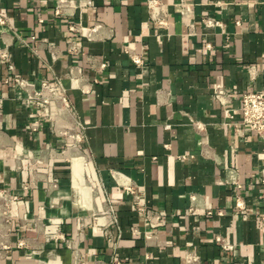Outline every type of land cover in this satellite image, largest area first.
<instances>
[{"label":"crops","instance_id":"1","mask_svg":"<svg viewBox=\"0 0 264 264\" xmlns=\"http://www.w3.org/2000/svg\"><path fill=\"white\" fill-rule=\"evenodd\" d=\"M58 2L0 0V264H264V0Z\"/></svg>","mask_w":264,"mask_h":264},{"label":"built area","instance_id":"2","mask_svg":"<svg viewBox=\"0 0 264 264\" xmlns=\"http://www.w3.org/2000/svg\"><path fill=\"white\" fill-rule=\"evenodd\" d=\"M59 7L67 5L69 0H59ZM58 7V13L60 8ZM6 19L0 17V23L4 24ZM208 22L207 25H210ZM13 65H9V70L13 71ZM12 82L19 86L27 95V99L36 107L37 117L34 122V130H37L41 121L55 122L62 113L71 109L70 101L65 93L61 81L55 82L43 81L38 88L35 83L22 78L13 77ZM242 125L256 131L264 141V92H246L241 97ZM227 117H232L230 110L226 111ZM264 161V153L261 155ZM262 184L264 186V168L262 171ZM8 196L7 191H0V200H5ZM142 214L146 217L153 227H162L166 225V219L159 213L141 209ZM116 217L110 218V225H116ZM226 251L232 250V247L217 239ZM191 261V259H189Z\"/></svg>","mask_w":264,"mask_h":264}]
</instances>
